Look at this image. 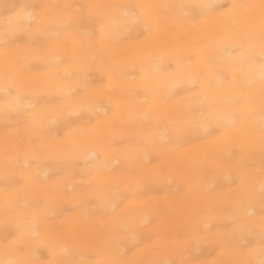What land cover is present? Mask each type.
Returning a JSON list of instances; mask_svg holds the SVG:
<instances>
[{"label":"bare ground","instance_id":"obj_1","mask_svg":"<svg viewBox=\"0 0 264 264\" xmlns=\"http://www.w3.org/2000/svg\"><path fill=\"white\" fill-rule=\"evenodd\" d=\"M36 1L41 6L37 12L33 9V13L25 6L23 8L22 3H15L12 16L6 22L0 20L1 24H5L0 29V41L7 40L17 30L31 36L51 37L53 32L56 34L55 39H50L44 48L16 49L9 43L0 48V128L9 122L15 123L12 128L0 132V187L6 185V180L17 177L23 178L25 183L0 193V236L5 232L6 225L14 224L20 229V237L14 246H0V264H9L11 258L8 257L12 255L21 257L23 264H39L33 260L37 246L49 248L52 261L56 264H78L76 255L66 252L73 243L70 241H75L73 244L79 247H96L106 264H129L131 260L117 259L114 253H110L117 251V247L118 251H122L124 247L121 236L116 237L114 233L120 227L136 226L153 215L169 214L172 217L169 222H176L169 235L173 239L170 252L155 254L150 246H146L149 250L144 263L167 264L178 258L180 264H189L182 258L186 246L195 249L198 241H208L212 235L223 234L219 228L208 230V224L231 215L209 209L206 205L209 201H216L215 205L233 202L236 207L238 204L237 209L241 211L230 217L238 221L250 220V225H262L258 221L259 216L247 219L244 206L250 200L244 194L234 198L231 195L212 198L214 194L211 197L206 192L210 181L191 174L193 166L198 167L197 164L204 158L221 168L236 170L238 167H229L223 161L233 148L264 167V0H227L228 6L224 10L220 7L215 9L221 0H77L86 2V6L79 10L72 7L75 0H60L56 4L54 0ZM33 17L34 21L29 23ZM142 26L145 27V34L141 38L120 40L128 31H137ZM32 59L41 64L37 70L28 68ZM91 70L104 76L106 86L88 89L83 94L76 93L78 87L87 86L84 74ZM192 84L195 90L189 91ZM39 94L56 96L57 100L26 111L23 114L25 122L17 123L15 120L19 115L16 118L12 113L32 105L24 102V97L34 98ZM101 99L109 106L106 116L96 118L92 124H79L78 131L67 128L64 139L54 138L55 134L48 128L52 121L55 122L53 119L66 122L73 113L79 112L80 117L88 119L87 114H95L96 110L105 112L108 107L105 110L100 108L103 107ZM212 125L221 127L218 136L207 138L206 144L202 141L194 145L188 141L190 135L211 131ZM122 132L127 138L134 136L139 143L126 140L122 145L108 144L110 137ZM156 153L171 156L172 159L153 164L140 163ZM79 158L83 159L82 162L90 159L84 170V180L78 175L84 168L74 177L72 170L69 176L66 174L58 181L46 178L48 170L70 167ZM242 158L237 155L233 160L241 162ZM44 159L48 160L47 168L39 166ZM244 161L250 163L249 160ZM112 162L125 163L126 166L108 172ZM135 162H139L142 178L133 171ZM245 167L248 166L241 165L236 172L245 176ZM247 175L254 179L253 175ZM257 175L262 180L255 179L257 187L251 190L249 184L247 189L250 197L260 198L264 195V175L263 178ZM148 176L160 183L174 178L184 181L189 189L187 198L192 201L171 192L164 197L140 196L139 189ZM79 177L83 178L80 180ZM84 181L91 182L90 186L76 188ZM124 195L130 198L122 207H117L118 199ZM39 196L45 200L47 207L56 206L54 201L57 199L68 203L94 199L93 209L98 217L88 221L69 217V220H62L67 230L56 228L50 221L48 225L52 229L49 231L48 226L45 227L47 224L39 220L40 215L48 214L47 210L27 202L29 197ZM180 199L190 201L188 205L200 200L202 218H195L193 210L186 214H172L169 209L173 204L178 207L177 202L183 206L187 204ZM83 209L84 214L89 212L84 206ZM253 210L249 207L245 212ZM260 217V220L264 218ZM95 221L100 228L111 232L110 237L104 240V231L93 230ZM136 221L139 222L136 224ZM43 227L45 229L35 235ZM187 228L191 232L181 235V231ZM237 228L240 227L231 231ZM133 232L130 234L133 235ZM70 235L73 239L69 238ZM233 237H227L226 246L232 243ZM226 246L221 251L225 264H264V248L260 249L262 251L257 249L260 253L255 252V248L250 251L246 248V251L238 253ZM97 249L94 248V251ZM135 250L144 251L142 248ZM141 256L145 257L144 254ZM29 258L32 262L26 263ZM137 260L139 262L140 259Z\"/></svg>","mask_w":264,"mask_h":264},{"label":"rangeland","instance_id":"obj_2","mask_svg":"<svg viewBox=\"0 0 264 264\" xmlns=\"http://www.w3.org/2000/svg\"><path fill=\"white\" fill-rule=\"evenodd\" d=\"M57 1L59 2L60 0H54L53 1V2H55L54 4L58 3ZM15 3H22V7L25 6L26 8H28V10H30V11L32 10L33 13H34V10L33 9H35V12H37L40 9V7H41L40 6V3L37 2L36 0H1L0 1V20H3L4 22H6V19L12 16V14L15 11V8H14L15 7ZM27 4H30V5H27ZM85 6H86V2H84V1H81L80 2V1L75 0L74 2H72V7L75 10H79L81 8H84ZM227 6H228V1L227 0H221L218 5H215V9H219L218 7H220L221 9L224 10L225 8H227ZM131 12L132 13H135L134 10H132ZM33 21H34V17L31 19V21L29 23H32ZM4 25L5 24H1L0 23V29H2L4 27ZM142 27H139V30H137V31H133V32L132 31L131 32L128 31L125 35H122L120 37V40H125L127 38H130L129 40H135V39L141 38L145 34V31H144L145 30V27H143V28ZM139 31H141V32H139ZM55 37H56V34L54 32L52 33L51 37H47V36H44V35L31 36V35H29L28 33H26L23 30L22 31L21 30H17L15 32V34H12V36L11 35L9 36L10 40L8 38L7 40L0 41V48L4 44H6V43H9L10 46L12 45V47H14L16 49L18 48V49H27V50H29V49H34L35 47H37V48H40V47L41 48H44V47H46L48 45L49 40L50 39H55ZM59 61L60 60H57V62H59ZM28 64H29L28 65V68H32L34 70H37L38 68L41 67L40 62L37 59L30 60V62H28ZM84 75L86 76V77L84 76V78H86L85 81H86L87 86L85 85V86L78 87V89L76 91L75 90H72V92L75 91L76 93H78V92L82 93V92H86L88 89H91V88H95V87H99V86L103 87V85L106 86V80H105L104 76L103 75H100L96 71H93V70L86 71V73ZM188 88H189V86H188ZM193 88H194V85L193 84L190 85L189 91H192V90L194 91L195 89H193ZM29 97H31V96H28V95L25 96L23 101L24 102H28V103L29 102L32 103L31 106H28V107L26 106V107H24L22 109V111L15 112V113L13 112L12 113V115H15L16 118H17L18 115L21 116V117L18 116L17 120H15L19 124L25 122V116L23 114L26 111L33 109L37 105H42V104L46 103L47 101L55 102L57 100L56 99V96L46 97L44 94L36 95L34 98L33 97L29 98ZM100 101H101L100 104L101 105L103 104L102 105L103 107H101L99 105L101 109L104 108V110H105L107 107L108 108L106 109L105 112L104 111L101 112L100 110H96L95 114L93 112H92V114L91 113L87 114V118L88 119H85V118L80 117L81 114L79 112H78V114L77 113H73L71 115V118H70V115H69V117H68L69 119L66 122L64 120L53 119V120H55V122L52 121L50 123L51 125L49 124L50 127L48 126V128L50 129L51 133L55 134L54 135V138L56 140L58 138H59V140L64 139L65 138V135L64 134H65V131H66L67 128H70L71 130L78 131L79 124H82L83 122H84L85 125H86V123L87 124H92V123H94V121H95L96 118L106 116L109 113V106L105 102H103V99H101ZM19 118H21V119H19ZM80 119L82 121H80ZM14 125H15V123H13V122H9V123H7L5 125H1L0 132H2V131L4 132L5 129L12 128ZM66 125H69V126H66ZM212 126L210 127L211 131L209 130V132L203 133L202 135L201 134H196V135L194 134L192 136L190 135L189 136L190 138H188L189 139L188 141H190V143L191 144L193 143L194 145H197L200 142L201 143L204 142L206 144L208 142V139L207 138H212L213 136L216 137V136H218L220 134L219 131H222V129H221L220 126H217V125H212ZM127 129H128V127H127ZM127 129H125V132H126ZM211 132H212V134H211ZM124 133L122 132L121 134L119 133V134L113 135L114 137H110L108 139V144L109 145H112V144L122 145V144L125 143L126 140L130 141L133 144H138L139 143V141H136L135 138H133L134 136L133 137H130V138H127L126 136H124ZM61 137H63V138H61ZM234 149H235V151H234ZM236 154L238 155V157H243L244 158V159L242 158L241 160H243V161L244 160H249L250 163L247 164V161L246 162L245 161L244 162L243 161H241V162L234 161L233 159H234L235 156H237ZM244 156H245V154L243 152H241L237 148H233V149H231V151H229L227 153L226 156H224L223 161L225 160L229 164V167L230 166H232L234 168L238 167L236 170H238L241 165L248 166V167H245V169L247 170L245 176H241L243 174H239V172H236L235 169L232 170L230 168H226V169L223 168V167L221 168L219 165H216L215 162L214 163L213 162L211 163V160H210V163H209L208 162L209 161L208 158H204L203 161H201L200 163H198L197 164L198 167L197 166H193V168H192V170H193L192 173L193 174H191V175L193 177L194 176H197V177L201 176L200 178H203L204 180H209L210 181V185L206 189V192L209 193L208 195L211 196V197L214 194V196L212 198H224L223 196H226V195H231V196H233V198L236 197L237 195H238V197H241L240 196V193L241 194H244L245 197H248V199L250 200V202H247V204H245V206H244V213H245L247 219H249L251 217H255V216H257V217L258 216L259 217L260 216L261 217H264V202H263L264 201L263 200L264 195L263 196H260L261 199L259 197H256V196L250 197V193L248 192L249 189H247V186L249 184H251L250 185L251 186L250 187L251 190H254L257 187V184H256L257 183V180H262V179H260V177H256V175L257 174L259 176L262 175L261 178H263V175H264V167H262L261 163H258L257 161L253 160L252 158L248 159V158H245ZM229 158H230V160H229ZM80 159L81 158H79V160H75L70 165V167L69 166H67V167L66 166H64V167L63 166H60L56 170H48V172H50V171L51 172L50 173L46 172V174H47L46 175V178L48 180L51 178L50 181L52 179H53L52 181H58L60 179L65 178L67 175L69 176L68 173H72V170L74 171V175H72V174H70V175H72L74 177V176H76V173L79 172L80 169L82 170V168H84L83 171L79 172V174H78L79 176H83L84 177V178L83 177H79V179L80 178L81 179L83 178V180H84L85 179V176H86L85 173H84L85 172L84 170H85V167L87 166V164H88V162H89L90 159L88 161L85 160L84 162H82L83 159L82 160H80ZM166 159L170 160V159H172V157L171 156L169 157V156H165V155L156 153V154H150V157L148 159L141 160L140 163H142V164H144V163L145 164H153L152 162H155L156 161L155 163H158L159 161L161 162V160L163 162ZM47 162H48V160L47 159H44L42 161V164L43 165L41 164L39 166L40 167L43 166V168L44 167L47 168L48 167L46 165ZM112 163H113L112 164V167H110L111 169L109 168L108 172L109 171H115L114 170L115 168L117 170H121V169H123L126 166L125 163H120V162L119 163L116 162V164H114L115 162H112ZM222 164H223V162L221 163V165ZM138 165H139V162H135V165L133 166V171L135 172V174L139 175L142 178L143 177V172L139 170V166ZM26 166L27 165H25L23 167H26ZM194 167H196V168H194ZM254 170L258 171V172L255 171L257 174H255V172H252ZM247 173H249V176L250 175H253L254 179L253 178L251 179L252 176H250V178L247 177L248 176ZM188 175H189V179H191L192 176L190 174H188ZM62 176H64V177L61 178ZM246 177H247V180H246ZM244 178H245L246 181L244 180ZM47 179H45V180H47ZM255 179H257V180H255ZM145 180H146V182L144 181L145 184L142 185V187L139 189V194L142 197H145L146 198V197H148V195H149V197L150 196H154V197H160L161 196V197H164V196L170 195L169 193L171 192L174 195H180V196L183 195L184 198H186V200L189 199L190 201H192L191 198H187V196H188L187 194L189 193V191L187 192V189H188L187 184L184 181L179 182L180 179L174 178L172 181H169V182L167 181L166 183H160V182H157L156 180H154L153 177L148 176V177H146ZM23 181H24V179L23 178H20V177H17L16 179H8V180H6L4 182V184H6V185L0 187V193H3V192H5V191H7V190H9V189H11L13 187H19V186L24 185L25 183H23ZM247 181H248V184H246ZM182 182H184V183H182ZM258 182H260V181H258ZM90 184H91V182L84 181L82 183H78L77 184L78 186L76 185V188L83 187V186L84 187H88V186H90ZM167 185H168V188H166ZM171 185H173V186H171ZM253 185H255V186H253ZM166 189H168V190H166ZM70 190H71V188L68 187V191H70ZM263 190H264V187H263ZM263 190H262V192H263ZM247 194H248V196H247ZM262 194H264V193H262ZM244 195H243V197H244ZM183 196H181V198ZM128 198H130L129 195H124L122 198H119L118 201H117V207H122L124 205V203L127 201ZM93 200L94 199L88 198V199H85L83 202H73V203H70L69 202L68 203V201H65V200H62V199H57V200L54 201L56 203V206H53L54 208L52 206L50 207L49 205L47 207V203L40 196L39 197H33V198L29 197L28 200H27V202H28V204H31V205H33L35 207H38V205H39V208L40 209L47 210V213L48 214H42V215H40L39 220L43 224H47L45 227L48 226V230H49V229H52L48 225V223L50 221H51V223L54 224V226L56 228H64L65 229V228H67V226H66V224H64L62 222V220H66L69 217L70 218L71 217H77L78 219L81 218V220L84 218L83 221L85 219H87L86 221H88L91 218H95L94 220H96V217H98V215H97V213L93 209L94 204H95V201L93 202ZM180 200H182V199H180ZM186 200L183 199L182 200L183 203H187V202L189 203L190 202V201L185 202ZM260 200L261 201L263 200L262 201L263 205H262L261 202H260L261 204L258 202ZM214 202H216V201H214ZM214 202H212V201L207 202L206 205L209 206L208 207L209 209H212V210H216L217 209L218 212L219 211L225 212V213L228 212L229 215L230 214L231 215L232 214L234 215L238 211H241L240 209H237V205H238L237 203L238 202L236 203V201H235V203L237 204L236 207L234 206L235 204H232L233 202L232 203L230 202L228 204H219V205H215ZM177 203H178L179 207L173 204L172 208L169 209V210H171L172 214L173 213H177V212L178 213H181V214H183V213L186 214V213L192 212V210H193V212L196 213V215H194L195 218H197V219H201L202 218L203 208H202V202L200 203V200H199V202H195L194 201V202H192L193 204H190V205H188V203L186 205L184 204V206L181 205L179 202H177ZM187 205H188L189 208L187 207ZM191 205H193V206L196 205L195 207L196 208H199V210L195 209V207H193V206L192 207L195 210L192 209ZM259 205H262V206H259ZM44 206L47 207V208H45ZM83 206L86 207L89 210V212L87 214H84V211L85 210L83 209ZM249 207L254 208V210H253L254 212L253 211L250 212V213L245 212L246 209H248ZM52 209L53 210L55 209L54 212H53ZM183 209H186L187 212H186V210H183ZM113 210L114 209H112L111 211H113ZM230 211H232V212H230ZM230 216H227V217H230ZM164 217H165V219H164ZM170 217H171L170 214L167 215V216H164V215H160V216L153 215L151 217H148L146 220L141 221L140 223H138L139 221H136L135 223L136 224L138 223L137 224L138 226L136 224H134L136 226L120 227L121 229L120 230H117L114 234H115L116 237H120V236L122 237L123 234H124V237H122V238L120 237L121 240L123 239V241H121V240L120 241L122 243H124V244H121L124 247H123L122 251L121 250L118 251V248L119 247H117V251H113L112 250V252H110V253L111 254L114 253V257H116L117 259L118 258H120V259H123L124 258V260H126L127 262H128L127 259H129V260H131V263H135L136 260H137V258H138V260L139 259L140 260H139V262H136L137 264H145L144 263V260L146 259V254H147L146 252H148L149 249L152 250L153 253H155V254H156V252L159 253L160 251L161 252L162 251L163 252H170V250H171L170 248H172V245L171 244L173 243L172 242L173 239H172V236L169 237V235H171L172 228H173L174 224L176 223V222L175 223L169 222L170 219L172 218V217L171 218ZM227 217H226V219L224 218L222 221L212 220L208 224V230L215 231L217 228H219V229L222 230V233L223 234H221L219 236L212 235V236H210V238L207 239L208 241H200V242L198 241L197 242L198 243V247L195 248V249L194 248L190 249V248H188L186 246V249H184V253L182 255L183 256L182 258L184 259L185 262H187L189 264H210V263L214 264L215 262H218V264L219 263L220 264H223L224 263L223 262L224 260H222L223 259V254L221 253V251H222V248L224 246H226L225 240H228L227 237L229 235H232V237L234 235H236V236H234L232 238V243L230 242L226 246V248H229L230 247V250L231 249H234V252H238V253L240 252V253H242L243 251H246L247 250L246 248H248V251L253 250L255 248L256 249L255 252H257L258 251L257 249L260 250V249L264 248V246H263V244H264V229L263 228L264 227H261V229H260V226H262L263 223H264L263 222L264 221V218L260 220L259 217H258V221L262 224V225H260V224H257L256 223L259 226V228H258L257 225L256 226H254V224L253 225H250L251 224L250 223V220L249 221L247 220L246 222L245 221H241V220L238 221L237 218H235V217L234 218L233 217H230V219L231 218L232 219L231 220L230 219L227 220ZM161 218H162V220H161ZM158 220H159V222H158ZM171 221H172V219H171ZM182 221H183V219H182ZM57 222H59V225H58ZM142 222H143V224H142ZM93 224H94V225H92L93 230L97 228V230L104 231V235L105 236L104 235L102 236L103 239L110 237L111 232L109 233V230H106L105 228H103L104 229L103 230L102 228H100V226L97 223V221H95ZM155 224L158 225L157 228L155 227V226H157ZM235 225H238L240 228H237L236 231H231L234 228L238 227V226H235ZM242 225H244V226H242ZM6 227L7 228L5 229V232L3 233V235L0 236V246H6V247L10 248V247H12L11 245L14 246L16 244L17 240L19 239V237H20V235H19L20 234L19 233L20 232V229H19L18 226L14 225V224L13 225L12 224L6 225ZM160 227L161 228L164 227V228H162V230H161ZM8 228H10V229H8ZM131 228H132V230H131ZM135 228L136 229L140 228V229H138V231H136ZM245 228L248 229V230L246 231ZM44 229H45L44 227H43V229L40 228L39 229V232L37 230V232H36L35 235L38 236V234L41 232V230L43 231ZM144 229H146V230L144 231ZM163 229H164V231H163ZM65 230H67V229H65ZM238 230H241V231H239V233L237 234ZM244 230H245V232H243ZM131 232H133V235L130 234ZM162 232L164 233V235H163ZM190 232L191 231L188 230V228H187V229H184V230L181 231V235H185V234L190 233ZM157 233L159 235H157ZM160 233H162V234L160 235ZM35 235H33V236H35ZM126 235H128V236H126ZM167 235H168V238H167ZM195 235L197 236L198 234H195ZM162 236H165L166 238L165 239H161ZM250 236H252V237H250ZM69 238L70 239H73L72 238V235H70ZM125 238H128V239H125ZM155 239H156V241H155ZM235 239L237 240L236 242L233 241ZM159 240H161V241H159ZM164 240H165V243L163 242ZM4 241H5V243H4ZM151 241H152V243H150ZM70 242H73L74 243L75 241H70ZM158 242H159V244H158ZM53 243L55 244V241H53ZM73 243L72 244L70 243L72 247L70 246L69 247V250L66 251V252H69V254L71 252H73L72 254H74V256L76 255L75 256L76 257L75 260L78 262V264H80V263L81 264H106V262L104 263V259H103V255H102L101 251H99L96 247H94V248L97 249V250L94 251V248H92V247H90L91 249L88 246H81V247H79V246H77V245H75ZM142 244H144V245H142ZM234 244H236V245L234 246ZM73 245H75V246H73ZM154 245H156V246H154ZM76 246H77V248H76ZM146 246H150V248L147 250L145 248ZM151 247H152V249H151ZM16 248H18V247L16 246ZM46 248H47L46 246H37L36 247L35 252H34V253H36L35 256H34L36 259L33 258L34 262L35 261L36 262H39V264H41V262H42V264L43 263L44 264H50V263L51 264H56V263H54V261H52L53 260V257H51L52 256L51 253L49 254V251H50V250H48L49 248H47V249ZM87 248H89V250ZM136 248H137V250L139 248H142V249H144L145 252L143 250L138 251L139 253L138 252H135L136 251L135 250ZM157 248H159V250ZM262 250H260V251H262ZM142 251H143V254L145 255V257L144 256H141V255H143L142 254ZM238 253H236V254L238 255ZM258 253H260V252L258 251ZM261 253L263 254V252H261ZM12 256L8 257V259L11 258V260H9L10 261L9 264H12V263L13 264H23L24 263V261H23V259L21 257H19V256H13L14 257L13 258ZM75 257H73V258H75ZM133 257H135V258L133 259ZM29 259H31V258H29ZM29 259H28V261L26 260L27 261L26 263L32 262V259L31 260H29ZM176 259H178V258H175L174 260L169 261L167 264H178V263L180 264L181 261L179 259L178 260H176ZM40 260H42V261L40 262ZM49 260L52 261V262H47ZM133 261H135V262H133ZM195 262H197V263H195ZM131 263L129 262V264H131Z\"/></svg>","mask_w":264,"mask_h":264}]
</instances>
